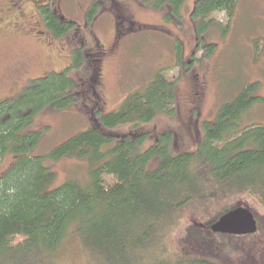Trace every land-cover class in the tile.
Listing matches in <instances>:
<instances>
[{
	"label": "trees",
	"instance_id": "trees-1",
	"mask_svg": "<svg viewBox=\"0 0 264 264\" xmlns=\"http://www.w3.org/2000/svg\"><path fill=\"white\" fill-rule=\"evenodd\" d=\"M141 1L169 19L178 16L188 0ZM240 1L195 0L192 17L201 38L197 47L204 56L214 52L217 43L206 45L203 36L216 26L224 34ZM105 2L93 0L87 13L89 23L102 12ZM108 8L115 14L119 35L142 27L124 2L112 0ZM40 13L52 38L62 39L78 30L75 22L63 18L54 7H42ZM216 13L227 15L226 26L213 17ZM254 47L259 58L262 40L254 41ZM72 55L73 68H82L87 62L82 49ZM85 79L93 88L94 76ZM258 87L259 83L246 85L221 107L213 122L205 121L204 135L195 149L175 152L177 136L172 131L158 134L146 147V133L118 130L124 125L151 123L159 114H176L175 83L160 72L144 91L129 94L118 109L102 115L101 108L92 109L88 129L41 155L33 153L41 139V131L30 130L35 116L80 104L83 87L70 77L69 68L30 80L18 96L0 101V158L3 162L11 157L0 172V264H44L70 235H77L100 264H144L160 249L162 237L168 238L177 229L183 210L199 200L205 188L200 178L204 171L219 186L249 194L264 207V126L243 123L255 102L264 101L255 95ZM92 99L95 108L97 96ZM66 158L90 166L88 181L69 180L50 188L57 178L52 163ZM231 209L203 224L197 222L185 239L189 249L204 245L207 253L218 249L228 259L222 257L219 262L186 249L180 257L173 256L172 264H264V239L247 241L261 231L256 215L259 229L255 234L225 236L211 230ZM202 231L212 237L200 236ZM197 252L206 253L205 247ZM141 253L147 254L138 259ZM232 254H238L235 263L229 260Z\"/></svg>",
	"mask_w": 264,
	"mask_h": 264
},
{
	"label": "rangeland",
	"instance_id": "rangeland-1",
	"mask_svg": "<svg viewBox=\"0 0 264 264\" xmlns=\"http://www.w3.org/2000/svg\"><path fill=\"white\" fill-rule=\"evenodd\" d=\"M21 1L26 7V15L18 17L17 21L13 10L6 11L10 1L0 0V101L18 96L30 80L67 68L70 77L83 87L80 104L63 111L46 110L35 116L30 130L41 131L40 143L33 151L35 154L46 155L85 131L90 125L92 109L101 108V115L118 109L129 94L140 89L144 91L160 72L166 73L175 83L176 114H159L151 123L124 125L118 129L124 134L133 130L146 133V147L153 144L158 134L172 131L177 136L173 146L175 152L193 150L204 135V122H213L221 107L237 97L246 85L259 83L255 95L264 98V0H241L224 34L222 28L216 26L204 35V44L217 43L214 52L208 56L197 47L201 38L192 17L195 0H188L180 14L169 19L141 0H118L124 2L132 18L142 26L124 35H119L115 14L107 9L112 0H106L102 12L90 24L87 13L93 0H49V5L63 18L74 20L77 25L79 33L74 30L62 39L52 38L31 0ZM47 1L38 0L39 3ZM213 17L224 26L228 24L224 13H216ZM79 36L85 40L83 44L77 42ZM257 39L263 42L259 58L254 47ZM94 42L98 45L95 52L92 50ZM77 49L83 50L87 60L79 69L72 67V54ZM91 74L94 76V82L91 80L93 88L87 86L89 82L85 79ZM91 94L97 96L95 108ZM243 123L264 126V101L255 102L244 115ZM10 162L11 157L7 156L0 172ZM50 163L47 161L48 165ZM52 165L57 178L50 188L69 180L88 181L90 166L83 161L66 158ZM200 178L205 188L199 200L183 210L177 229L168 238L166 235L162 237L160 249L153 252V258L146 264H172L173 256L178 254L180 257L189 249L185 239L190 227L197 222L205 223L236 203L251 209L261 226L257 238L247 241L255 243L256 239H264V207L258 199L246 193L240 192L239 195L228 186H219L206 171ZM195 214L199 218L194 217ZM204 233L202 231L199 235ZM204 247L206 253L197 252ZM188 251L194 255H208L219 262L222 257L228 259L218 249L207 253L204 245H193ZM141 254L138 259L147 253ZM51 258L44 264H100L77 235H70ZM229 260L235 263L239 260L238 254H232Z\"/></svg>",
	"mask_w": 264,
	"mask_h": 264
},
{
	"label": "water",
	"instance_id": "water-1",
	"mask_svg": "<svg viewBox=\"0 0 264 264\" xmlns=\"http://www.w3.org/2000/svg\"><path fill=\"white\" fill-rule=\"evenodd\" d=\"M258 220L255 214L246 207H237L226 212L211 225L217 234L236 236L252 235L258 232Z\"/></svg>",
	"mask_w": 264,
	"mask_h": 264
},
{
	"label": "flooded vegetation",
	"instance_id": "flooded-vegetation-1",
	"mask_svg": "<svg viewBox=\"0 0 264 264\" xmlns=\"http://www.w3.org/2000/svg\"><path fill=\"white\" fill-rule=\"evenodd\" d=\"M10 3L7 5V9L6 11H11L13 10V15H14V19H16L17 21L19 20L18 17H21V18H24L25 15H26V7H23L22 6V1L21 0H9ZM33 2V4H35L34 6V9L39 11L40 12V9L42 7H47V6H50L49 4H51V2L48 0L47 2H44V3H39L38 0H31ZM44 5V6H42ZM42 6V7H40ZM51 7V6H50ZM53 8V7H52ZM57 10V9H55ZM74 21V20H73ZM79 27V26H78ZM80 28V27H79ZM77 32L79 33V31L77 30ZM39 35L41 34L39 31L37 32ZM80 37V36H79ZM39 38V37H38ZM77 38V37H75ZM41 40V39H40ZM41 41H44V40H41ZM84 39L83 37L80 39L77 40V42H80V44H83L84 43ZM82 42V43H81ZM97 42H94L92 43V50H96L97 47ZM95 52V51H94Z\"/></svg>",
	"mask_w": 264,
	"mask_h": 264
}]
</instances>
